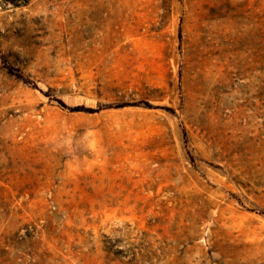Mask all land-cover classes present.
<instances>
[{
  "label": "rangeland",
  "instance_id": "1",
  "mask_svg": "<svg viewBox=\"0 0 264 264\" xmlns=\"http://www.w3.org/2000/svg\"><path fill=\"white\" fill-rule=\"evenodd\" d=\"M0 264H264V0H0Z\"/></svg>",
  "mask_w": 264,
  "mask_h": 264
}]
</instances>
